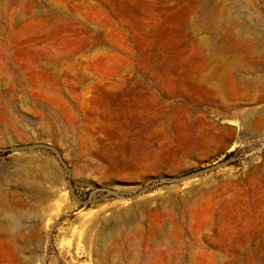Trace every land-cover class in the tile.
<instances>
[{
  "label": "rangeland",
  "instance_id": "374dc122",
  "mask_svg": "<svg viewBox=\"0 0 264 264\" xmlns=\"http://www.w3.org/2000/svg\"><path fill=\"white\" fill-rule=\"evenodd\" d=\"M0 264H264V0H0Z\"/></svg>",
  "mask_w": 264,
  "mask_h": 264
},
{
  "label": "water",
  "instance_id": "95a60500",
  "mask_svg": "<svg viewBox=\"0 0 264 264\" xmlns=\"http://www.w3.org/2000/svg\"><path fill=\"white\" fill-rule=\"evenodd\" d=\"M179 180H181V179H179Z\"/></svg>",
  "mask_w": 264,
  "mask_h": 264
}]
</instances>
